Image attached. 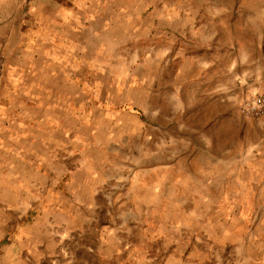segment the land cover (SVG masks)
<instances>
[{"label":"crops","instance_id":"1","mask_svg":"<svg viewBox=\"0 0 264 264\" xmlns=\"http://www.w3.org/2000/svg\"><path fill=\"white\" fill-rule=\"evenodd\" d=\"M194 6V0H0L3 263L19 264L17 248L35 246L41 231L53 253L79 249L64 253L66 264H147L150 243L166 249L161 260L152 259L165 264L190 263L196 246H228V238L241 247L264 245L263 212L251 243L244 228L228 233L233 224H252L264 202V117L239 114L241 98L229 93L244 84L233 76L229 87L228 79V72L242 78L258 72L260 56L231 52L228 62V42L214 35L204 40L206 49L225 47L218 63V54L206 65L197 57L180 63L181 38L196 30ZM205 70L215 74L208 92L216 98H180L182 86ZM153 97L178 107L194 100V126L165 128L158 109L149 126L144 114L124 110L133 98ZM172 114L176 123L180 110L172 106ZM19 215L28 219L22 227L14 226Z\"/></svg>","mask_w":264,"mask_h":264},{"label":"rangeland","instance_id":"2","mask_svg":"<svg viewBox=\"0 0 264 264\" xmlns=\"http://www.w3.org/2000/svg\"><path fill=\"white\" fill-rule=\"evenodd\" d=\"M183 1V0H181ZM195 6L190 8L194 14V25H195V34L187 35L185 38H181L180 46V63L184 62L187 57L192 59L197 57L200 63L206 65L209 63V60L212 58L211 55H217V63L219 61V53H225V47L216 45L215 48L206 49L205 47L208 41H205L204 38L212 37L215 35V38L221 43L228 42L226 47L229 55L228 62L233 61L234 58L231 56V52H238L247 55H255L258 50L260 56V65L261 68L258 72L256 71H244L243 78L240 77V73L228 72V79L230 80L229 87L231 86L233 76H235L236 82L239 83L243 81V87L236 88L233 92L229 93L231 98H241L237 102V111L241 114V106L251 100L256 94L262 93L264 91V70H262L263 65V56H264V0H194ZM187 9V8H186ZM184 11H181L183 14ZM187 13V11L185 12ZM212 26V30L210 27ZM154 40V38H151ZM259 42V46H252V41L255 40ZM154 42V41H153ZM237 44V45H236ZM170 48V44H168ZM168 47H165V63H172L171 50H168ZM1 60V59H0ZM176 60H174L175 63ZM4 64V63H3ZM245 67V66H244ZM4 71V68H3ZM206 71V70H205ZM207 75L198 80H191L190 83H187L181 88L180 98H216L215 96L210 97L209 92L213 93V88L211 80L214 79V72L206 71ZM217 78L219 76V71L216 72ZM258 74V76L256 75ZM3 78V76H2ZM209 91V92H208ZM155 93V85L153 86V94ZM235 93V94H234ZM232 95V96H231ZM172 106H175V109L180 110L181 117L172 120ZM194 100L192 102H183L179 104L172 103L171 98H133V100L124 108V110H129L135 112L139 115L144 114L148 118L149 126H155L154 117L152 118V113L156 110H162L160 114L164 113V124L165 128L179 127L182 132H186L188 128L193 127L195 119H193V110H194ZM191 114V117H189ZM154 116V115H153ZM241 121V120H240ZM174 122V123H173ZM244 122V128H251L255 125L250 124L247 126ZM167 153V152H166ZM165 153V154H166ZM137 169L132 167V172ZM123 192V190H122ZM257 208V209H256ZM252 212V208H249V211L252 212L251 218L254 219L252 224L242 223L235 226H231V230L228 233L235 235L241 228H244L245 235L249 234L245 241L251 243V234L250 231L255 229L256 221L261 212L264 213V202L260 203L258 207ZM30 218V217H29ZM28 221L26 216L19 215V218L14 216V226L19 224V227H22ZM11 226V225H9ZM8 233H12L11 230L7 229ZM14 233L17 232L14 230ZM33 235L35 246H22L18 247L17 250L21 249V262L19 264H66L67 257L64 255L66 252H77L79 249L76 246H64L62 247L63 253L60 255V248L57 249V253H53V249L50 248V245L46 249L44 247L45 240L43 239L44 232H35ZM40 233V234H39ZM139 237V235H138ZM227 242L230 244L228 246H216V245H205L202 244L196 246L195 254L196 256L192 257V262L186 264H264V245L257 246L251 245L248 246H238L234 243L236 242L235 238H228ZM6 243V241L4 242ZM148 244V250L151 255H153L147 264H165L164 262H155L152 259L157 258L161 260L163 257L161 254L165 253L166 249L163 251L161 248L157 247L155 244ZM79 256L83 259L86 258L83 250L79 251ZM117 260V261H116ZM115 260L113 264H123L122 262ZM0 264H5L0 260Z\"/></svg>","mask_w":264,"mask_h":264},{"label":"built area","instance_id":"3","mask_svg":"<svg viewBox=\"0 0 264 264\" xmlns=\"http://www.w3.org/2000/svg\"><path fill=\"white\" fill-rule=\"evenodd\" d=\"M3 68V61L0 60V90L2 87ZM241 114L247 119L257 121L264 117V91L256 94L251 100L245 102L241 106Z\"/></svg>","mask_w":264,"mask_h":264}]
</instances>
